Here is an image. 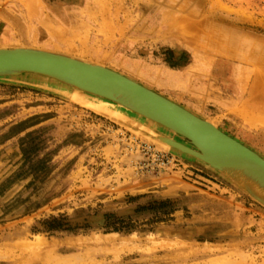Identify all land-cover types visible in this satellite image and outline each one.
Instances as JSON below:
<instances>
[{
	"label": "rangeland",
	"instance_id": "374dc122",
	"mask_svg": "<svg viewBox=\"0 0 264 264\" xmlns=\"http://www.w3.org/2000/svg\"><path fill=\"white\" fill-rule=\"evenodd\" d=\"M0 47L111 69L264 158V0H0ZM69 93L42 78H0V185L25 177L0 191V264H264L262 204L222 173L148 137L158 131L112 122ZM98 121L178 155L190 173L128 180L129 170L117 168L114 175L118 151L104 143ZM27 133L33 136L22 143ZM42 199L48 202L24 215ZM164 201L176 210L150 224L149 208ZM139 207L148 210L135 215ZM109 213L131 218L136 231L104 233ZM50 218L89 230L38 232Z\"/></svg>",
	"mask_w": 264,
	"mask_h": 264
},
{
	"label": "water",
	"instance_id": "95a60500",
	"mask_svg": "<svg viewBox=\"0 0 264 264\" xmlns=\"http://www.w3.org/2000/svg\"><path fill=\"white\" fill-rule=\"evenodd\" d=\"M5 76L55 79L169 128L189 147L166 138L160 140L218 170L264 206V158L210 122L120 73L56 52L0 47V78Z\"/></svg>",
	"mask_w": 264,
	"mask_h": 264
},
{
	"label": "built area",
	"instance_id": "2783aa9c",
	"mask_svg": "<svg viewBox=\"0 0 264 264\" xmlns=\"http://www.w3.org/2000/svg\"><path fill=\"white\" fill-rule=\"evenodd\" d=\"M97 125L101 129L104 143H111L117 148V157L110 162L111 167L115 169L114 175L117 173V168L129 170L128 180L158 177L169 173L181 175L190 173V165L178 155L159 149L154 144L115 124L98 121ZM118 179L121 183L125 181L121 176Z\"/></svg>",
	"mask_w": 264,
	"mask_h": 264
},
{
	"label": "trees",
	"instance_id": "16d2710c",
	"mask_svg": "<svg viewBox=\"0 0 264 264\" xmlns=\"http://www.w3.org/2000/svg\"><path fill=\"white\" fill-rule=\"evenodd\" d=\"M24 130H21L22 132ZM33 133H27L24 138L22 139V143L26 142L27 140L31 139ZM22 152L25 154V148L23 147ZM38 164L43 169H46V165L44 161H39ZM25 177H9L0 185V191L8 190L11 185L18 180H23ZM45 177H34V180H38L39 183L43 181ZM29 202V199H16L11 203L7 204L4 207V213L9 212L10 209L15 207V205H20L23 203ZM48 202V199H42L38 202L32 203L30 206L26 207L23 211L24 215L29 214L30 212L39 209L43 205ZM148 210V208L139 207L135 211V215H137L140 211ZM150 211L154 212V217L150 224H158L160 222H164L165 218L169 217L174 213L176 208L171 204L170 201L164 202H157L153 203V205L149 208ZM104 222L102 225V230L104 233H132L136 231L137 225L131 218H120L117 217L115 214L109 213L104 215ZM65 218H50L48 220L41 221L39 224L42 227L41 229L37 230L38 232L44 233H60L66 232L70 234H75L79 230H83L84 232L89 230L88 225H82L81 227L76 225L71 227L68 223H65ZM144 231H150V229H143Z\"/></svg>",
	"mask_w": 264,
	"mask_h": 264
},
{
	"label": "bare ground",
	"instance_id": "6f19581e",
	"mask_svg": "<svg viewBox=\"0 0 264 264\" xmlns=\"http://www.w3.org/2000/svg\"><path fill=\"white\" fill-rule=\"evenodd\" d=\"M32 75H35V74H32ZM13 77H15V76H5L3 78H13ZM42 77H44V76H42ZM51 81H53L55 84H57L59 86L64 87L66 90H69L70 92L74 93L75 95H71L70 93L67 94V95L73 96V98H75V99L78 100L77 101V100L74 99L75 101H77L78 103L79 102L82 103L84 105L83 107H88L89 110L91 109V111H93L94 113H96V114H98L100 116H103L105 118H108V120H110L112 122L115 121V122H119V123H122V124L123 123H127L129 125L130 124H132V125L139 124V125H142V126L150 127L152 129L156 130V132L158 131L160 133V135H159V134L150 133L149 131H147L148 133H150V134H148L149 135L148 137L149 138H152V140L154 139L153 141H158L160 143V145H162L164 147H167L170 150H173L175 152H179V153H181L183 155H187L189 157H192L194 159H197L196 157H194V156H192V155H190L188 153H184V152L180 151L179 149H177L176 147H174V146L166 143L165 141H162V140L159 139V137H161V138H166V139L172 140V141L177 142V143H181L180 141H176V140L173 139V137L171 135H174L175 132L172 131V130H170L169 128H166V127H164V126H162V125H160L158 123H155L154 121L149 120V119H147V118H145V117H143V116H141V115H139V114L131 111L130 109H128V108H126V107H124V106H122V105H120V104H118V103H116L114 101H111V100H109L107 98H104V97H101V96H97V95H93V94H89V93H85V92H81V91H76V90L72 89L71 87H69V86H67L65 84H62V83L58 82L55 79H51ZM81 96H84L85 98L84 97H81ZM86 97L97 98V99L101 100V102H99L98 104H96V103H93L91 100H89ZM70 98H72V97H70ZM114 106H116V107H114ZM244 117H245V115H244ZM118 125H120V124H118ZM124 126H125V124H124ZM183 145L184 146H187L185 144H183ZM187 147H189V146H187ZM197 160H199V159H197ZM199 161H201V160H199ZM204 164H206V163H204ZM206 165L209 168H212L208 164H206ZM213 170L218 171L216 169H213ZM246 193H248V192H246Z\"/></svg>",
	"mask_w": 264,
	"mask_h": 264
}]
</instances>
